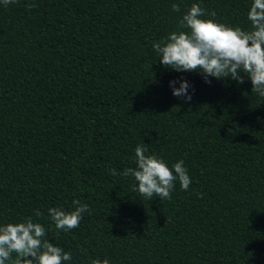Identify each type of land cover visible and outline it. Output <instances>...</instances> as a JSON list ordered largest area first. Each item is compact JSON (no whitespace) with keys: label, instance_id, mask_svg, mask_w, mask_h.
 I'll list each match as a JSON object with an SVG mask.
<instances>
[{"label":"trees","instance_id":"16d2710c","mask_svg":"<svg viewBox=\"0 0 264 264\" xmlns=\"http://www.w3.org/2000/svg\"><path fill=\"white\" fill-rule=\"evenodd\" d=\"M249 2L0 5V222L44 224L72 253L66 264H264V97L247 78L165 68L152 49L192 3L246 28ZM177 78L192 86L188 103L171 94ZM141 142L169 167L184 160L187 191L177 182L170 199L148 200L132 177L111 175L135 167ZM73 198L89 212L57 233L47 209Z\"/></svg>","mask_w":264,"mask_h":264},{"label":"clouds","instance_id":"9594fccd","mask_svg":"<svg viewBox=\"0 0 264 264\" xmlns=\"http://www.w3.org/2000/svg\"><path fill=\"white\" fill-rule=\"evenodd\" d=\"M16 0H0L8 7ZM174 12L181 11L180 4L171 5ZM214 16V13L211 14ZM248 26H230L215 19L205 18V10L199 3L191 6L179 18L176 30L161 40L154 41L152 49L165 68L177 72H197L205 83L211 79L251 81L252 92L264 97V0H250L246 13ZM171 94L192 100L191 84L186 79L170 80ZM178 85V86H177ZM147 144L140 143L134 150L135 167L118 172L110 169L113 176L132 177V190L138 197L170 199L176 183L187 191L192 183L183 159L169 167L157 154H146ZM89 206L73 198L71 208L49 207L47 214L57 233H68L78 228ZM37 217L41 215L36 213ZM44 224L31 216L15 222H0V264H66L72 253L46 239ZM91 264H111L109 259H93Z\"/></svg>","mask_w":264,"mask_h":264}]
</instances>
